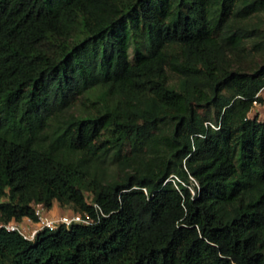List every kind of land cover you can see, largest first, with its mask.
<instances>
[{
    "label": "trees",
    "instance_id": "trees-1",
    "mask_svg": "<svg viewBox=\"0 0 264 264\" xmlns=\"http://www.w3.org/2000/svg\"><path fill=\"white\" fill-rule=\"evenodd\" d=\"M262 14L0 0V223L54 202L100 216L0 228V264H264Z\"/></svg>",
    "mask_w": 264,
    "mask_h": 264
},
{
    "label": "built area",
    "instance_id": "built-area-1",
    "mask_svg": "<svg viewBox=\"0 0 264 264\" xmlns=\"http://www.w3.org/2000/svg\"><path fill=\"white\" fill-rule=\"evenodd\" d=\"M261 104L254 101L253 111ZM34 218L26 216L20 221L12 220L7 223H0V228H5L11 232H18L28 240H35L37 234L45 229H57L61 226L70 227L73 224L92 225L98 223L100 216H93L89 212H69L64 214H51V209L43 204L34 206Z\"/></svg>",
    "mask_w": 264,
    "mask_h": 264
},
{
    "label": "rangeland",
    "instance_id": "rangeland-1",
    "mask_svg": "<svg viewBox=\"0 0 264 264\" xmlns=\"http://www.w3.org/2000/svg\"><path fill=\"white\" fill-rule=\"evenodd\" d=\"M249 25H259L261 28H263V32L264 33V14H262L260 17H254L252 19H250V21L248 22ZM250 48L251 45H248L247 50H245L243 53H250ZM131 55H133V51L131 52ZM263 93L264 95V89L260 92ZM259 109H257L256 111H253L250 116L251 117H258L260 120H264V104H261L260 106H258ZM116 171L115 167L112 166L109 169V174L110 176H112L114 174V172ZM90 200V198H89ZM63 214L64 213H69L71 212V210L68 207H62V211Z\"/></svg>",
    "mask_w": 264,
    "mask_h": 264
},
{
    "label": "crops",
    "instance_id": "crops-1",
    "mask_svg": "<svg viewBox=\"0 0 264 264\" xmlns=\"http://www.w3.org/2000/svg\"><path fill=\"white\" fill-rule=\"evenodd\" d=\"M260 94L264 98L263 93H260ZM61 211H62V207L59 205V203L54 202V204H53V206L51 208V214H63V212H61Z\"/></svg>",
    "mask_w": 264,
    "mask_h": 264
}]
</instances>
